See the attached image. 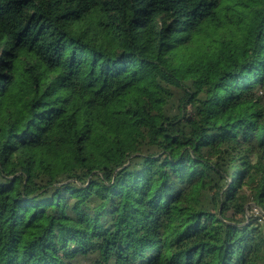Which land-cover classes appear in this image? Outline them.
Returning a JSON list of instances; mask_svg holds the SVG:
<instances>
[{
	"label": "trees",
	"instance_id": "16d2710c",
	"mask_svg": "<svg viewBox=\"0 0 264 264\" xmlns=\"http://www.w3.org/2000/svg\"><path fill=\"white\" fill-rule=\"evenodd\" d=\"M0 264H264V0H0Z\"/></svg>",
	"mask_w": 264,
	"mask_h": 264
},
{
	"label": "built area",
	"instance_id": "2783aa9c",
	"mask_svg": "<svg viewBox=\"0 0 264 264\" xmlns=\"http://www.w3.org/2000/svg\"><path fill=\"white\" fill-rule=\"evenodd\" d=\"M258 212H259L258 209H253V210L251 211V214L255 216V215L258 214Z\"/></svg>",
	"mask_w": 264,
	"mask_h": 264
},
{
	"label": "water",
	"instance_id": "95a60500",
	"mask_svg": "<svg viewBox=\"0 0 264 264\" xmlns=\"http://www.w3.org/2000/svg\"><path fill=\"white\" fill-rule=\"evenodd\" d=\"M246 216L248 217V214Z\"/></svg>",
	"mask_w": 264,
	"mask_h": 264
}]
</instances>
